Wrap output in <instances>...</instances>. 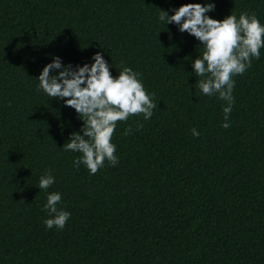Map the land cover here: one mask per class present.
<instances>
[{"label":"trees","instance_id":"obj_1","mask_svg":"<svg viewBox=\"0 0 264 264\" xmlns=\"http://www.w3.org/2000/svg\"><path fill=\"white\" fill-rule=\"evenodd\" d=\"M206 2L214 19L264 24V0H0V264H264V48L233 77L225 129V102L196 84L199 41L158 19ZM97 51L114 77L140 73L157 108L117 123L119 162L91 175L62 147L83 122L37 78L56 56L75 67ZM51 192L71 213L63 230L43 223Z\"/></svg>","mask_w":264,"mask_h":264},{"label":"clouds","instance_id":"obj_2","mask_svg":"<svg viewBox=\"0 0 264 264\" xmlns=\"http://www.w3.org/2000/svg\"><path fill=\"white\" fill-rule=\"evenodd\" d=\"M214 10L212 2L185 3L168 11L160 9L158 19L166 25H177L180 33H187L199 41L202 53L191 62L193 72L201 78L196 84L205 96L216 95L225 102L221 127L227 129L231 126L229 117L235 103L233 77L244 75L253 59H260V50L264 48V24L254 12L250 14L247 10L242 11L238 19L231 12L222 20L208 15ZM91 60V63L73 67L63 64L56 56L43 67L37 80L38 90L51 100H62L83 122L79 132H72L62 147L64 151L81 154L73 161L75 168L83 164L95 175L105 161L111 166L119 162L115 155L116 145L112 142L117 123L138 115L149 120L157 104L153 102L155 93L150 95L146 91L140 73L122 64L114 77L100 51L94 53ZM142 127L138 122L137 129ZM191 131L193 136L199 137L195 128ZM131 133L129 125L123 135ZM54 183L51 170L46 169L39 178L38 188L47 191ZM46 199L43 210L50 218L43 221L44 225L47 229L55 226L58 231L63 230L71 213L58 207L61 194L51 192Z\"/></svg>","mask_w":264,"mask_h":264}]
</instances>
